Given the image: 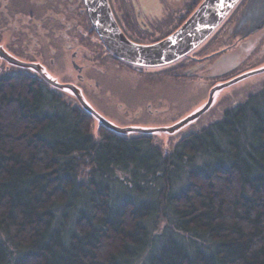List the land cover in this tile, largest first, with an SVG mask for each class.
I'll return each instance as SVG.
<instances>
[{"label": "trees", "instance_id": "1", "mask_svg": "<svg viewBox=\"0 0 264 264\" xmlns=\"http://www.w3.org/2000/svg\"><path fill=\"white\" fill-rule=\"evenodd\" d=\"M57 89L0 74V264H264V85L169 152Z\"/></svg>", "mask_w": 264, "mask_h": 264}, {"label": "rangeland", "instance_id": "2", "mask_svg": "<svg viewBox=\"0 0 264 264\" xmlns=\"http://www.w3.org/2000/svg\"><path fill=\"white\" fill-rule=\"evenodd\" d=\"M197 1L181 0L180 3L185 4H183L184 9L178 10L183 13L180 21L183 22L201 0ZM170 2L175 4L176 0H170ZM159 7H165L167 10L175 8V6L168 5V0H155V3L150 1L144 4V8L153 11L156 20L164 10V8L159 10ZM174 23L171 19L161 30L159 28L157 30L161 34L166 33ZM85 33L86 30L83 31L80 27V47L83 41H87ZM226 35L219 34L217 42L213 43L212 36L197 52H193L189 57L199 54L207 60L194 64L195 70L192 76L187 67L183 71L177 70L185 76L181 78H173L164 71H158L164 68L166 71L170 65L158 67L136 65L138 69L144 70L140 74L135 71L132 73L125 66L114 64L103 68L97 64L95 59L94 62L101 71L87 69L86 78H84L85 72L82 73V80L79 75H76V70L71 65L64 70L61 67L65 65L56 61L50 63L55 64L51 67L25 63L29 65V68L38 70L51 78L50 80L62 84L63 86L57 90L69 97L68 100L80 103L83 109L93 110L92 113L86 111L92 117L91 129L95 136L102 121L116 127L128 128L131 135L142 134L138 130L153 129L151 136L154 141L160 144L165 152H169L183 136L219 120L226 109L246 100L251 93L264 85L263 71L243 77L221 89L218 88L211 98L208 109L197 118L194 117L208 104L213 89L244 74L264 68V29L244 40L236 36L232 39V33L229 34V32L228 37ZM6 40L7 37L0 40V56L9 63L13 61L12 59L24 62L12 54L7 47ZM82 48L90 52L94 51L98 55L93 45L88 47L84 45ZM216 49L219 50L218 53L214 52ZM158 129L169 130L159 131ZM115 186L117 192H123V182L117 181ZM159 230H161L160 227Z\"/></svg>", "mask_w": 264, "mask_h": 264}, {"label": "flooded vegetation", "instance_id": "3", "mask_svg": "<svg viewBox=\"0 0 264 264\" xmlns=\"http://www.w3.org/2000/svg\"><path fill=\"white\" fill-rule=\"evenodd\" d=\"M150 1L155 3V0H109L119 25L129 38L137 42H156L172 33L183 23L180 21L183 14L180 11L184 9L183 4L185 3H180L181 0H176L175 4L168 0L169 6H175L171 10L170 8L167 10L165 7H159V10L163 8L164 10L157 20L151 9L144 8V4ZM247 7H249L247 19H243V12ZM185 8L188 9V6L185 5ZM175 10L176 12H174ZM257 12L264 13V0H243L232 17L213 35L212 43L217 42L218 37H220L219 34L225 36L227 33L226 36L228 37L229 32V34L232 33V39L236 36L240 37V40H244L264 29L263 26L246 35L256 23ZM171 19L175 22L173 27H169V31L166 33H159L157 29L161 30ZM80 27L81 30H86L85 34L87 35V37L84 36L87 41H83L81 47L79 46ZM5 37H7L9 50L24 63L51 67L55 64L50 63L56 61L65 65L61 67L64 70H67V66L71 65L76 70V75H79L82 80V73L85 72L84 78H86L87 69L101 71L97 67L98 65L106 68V66L114 64L125 66L132 73L134 71L140 74L144 72L142 68L138 69L136 65L128 64V62L116 58L106 49L90 22L83 0H0V40L5 39ZM84 45L87 47L93 45L98 55L94 51L90 52L88 49L82 48ZM214 52L218 53L219 50L216 49ZM55 56L57 57L55 58ZM95 59L98 65L94 62ZM12 60L14 62L9 63L0 56V74L15 75L20 72H27L39 75L40 72L29 68V65L20 66L14 64L15 59ZM204 60L207 58L194 54L192 57L188 56L180 62L170 65L166 71V68L158 71H164L173 78H181L185 76H182L177 70L183 71L187 67L192 76L195 70L194 64ZM56 66L60 67L58 64ZM73 75L75 74L73 73Z\"/></svg>", "mask_w": 264, "mask_h": 264}, {"label": "water", "instance_id": "4", "mask_svg": "<svg viewBox=\"0 0 264 264\" xmlns=\"http://www.w3.org/2000/svg\"><path fill=\"white\" fill-rule=\"evenodd\" d=\"M83 1L85 10L94 30L100 37L106 49L113 56L141 67H158L176 64L190 56L193 52H197L198 49L206 44L208 39L211 38L226 21H228L230 15L234 13L243 0H201L176 30L153 43H141L129 38L116 20L109 0ZM248 12L249 7L243 12V19H247ZM255 19L256 23L254 27L250 29L246 35L250 32L259 30L264 26L263 12H257ZM14 64L20 66L27 65L19 60H16ZM263 71L264 68L258 69L228 81L225 84L219 85L211 92L208 104L194 117L197 118L208 109L211 103V98L216 89H221L243 77ZM39 74L55 88H61V86H63L62 84L50 80L51 78L43 73L40 72ZM85 110L89 113H92L93 111L88 108ZM194 117H192V119ZM101 125H104L117 133L130 135L128 128L116 127L104 121H102L99 126ZM130 130L132 131L133 129ZM151 130L153 129L138 130V132L151 135ZM158 130L162 131L169 129Z\"/></svg>", "mask_w": 264, "mask_h": 264}]
</instances>
